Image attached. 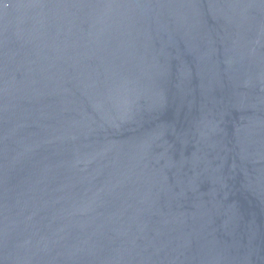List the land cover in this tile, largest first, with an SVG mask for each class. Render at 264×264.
I'll return each instance as SVG.
<instances>
[{
	"label": "water",
	"instance_id": "1",
	"mask_svg": "<svg viewBox=\"0 0 264 264\" xmlns=\"http://www.w3.org/2000/svg\"><path fill=\"white\" fill-rule=\"evenodd\" d=\"M0 264H264V0H0Z\"/></svg>",
	"mask_w": 264,
	"mask_h": 264
}]
</instances>
